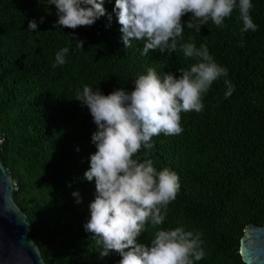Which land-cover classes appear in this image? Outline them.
Masks as SVG:
<instances>
[{
  "label": "trees",
  "instance_id": "trees-1",
  "mask_svg": "<svg viewBox=\"0 0 264 264\" xmlns=\"http://www.w3.org/2000/svg\"><path fill=\"white\" fill-rule=\"evenodd\" d=\"M252 2L257 31L242 35L238 9L224 27L209 21L199 33L187 28L191 14L183 17L178 45H206L228 76L212 84L203 111L181 114V134L155 136L154 147L138 154L141 161L152 159L157 171L168 168L179 176L178 196L160 227L202 234L206 255L196 264H243L239 238L247 223L264 225V0ZM104 8L106 14L92 26L63 29L56 24L55 5L0 0V158L14 178L16 203L32 218V237L46 264L122 259L116 252L101 258V246L84 227L96 196L95 181L84 174L97 151L92 142L97 126L75 99L77 89L131 92L149 67L178 78V69L196 62L179 47L171 55L159 50L142 55L143 40L125 48L115 0H104ZM33 19L38 29L30 32ZM64 47L66 63L54 68L55 54ZM225 79L234 85L227 99ZM155 231L147 225L137 242L150 246Z\"/></svg>",
  "mask_w": 264,
  "mask_h": 264
},
{
  "label": "clouds",
  "instance_id": "clouds-1",
  "mask_svg": "<svg viewBox=\"0 0 264 264\" xmlns=\"http://www.w3.org/2000/svg\"><path fill=\"white\" fill-rule=\"evenodd\" d=\"M40 2L55 5L56 24L63 29L92 26L106 14L104 0ZM252 8V0H115L125 48L143 40L142 55L156 50L171 55L179 47L185 58L196 62L178 69V78L149 67L146 74L134 80L131 92L118 89L104 95L88 85L82 91L77 89L75 99L87 106L97 126L92 135L97 151L90 156V168L84 174L87 181H95L96 196L84 227L101 246V258L116 252L122 257L119 264H196L205 257L201 233L186 231L183 226L168 230L160 227L166 220L168 205L178 196L179 176L168 168L157 171L152 159L141 161L138 154L154 147L155 136L181 134V114L203 111V99L212 84L228 76V70L215 61L206 45H178L185 30L183 17L190 13L187 28L199 33L209 21L224 27L225 20L238 9L242 35L257 31ZM37 29L36 20L29 21L28 31ZM77 42L83 48V41ZM68 52V47L60 49L52 66H63ZM224 84L227 99L234 85L227 79ZM148 154L145 152V157ZM73 195L80 203L79 192ZM149 224L156 229L150 246L137 242Z\"/></svg>",
  "mask_w": 264,
  "mask_h": 264
},
{
  "label": "water",
  "instance_id": "water-1",
  "mask_svg": "<svg viewBox=\"0 0 264 264\" xmlns=\"http://www.w3.org/2000/svg\"><path fill=\"white\" fill-rule=\"evenodd\" d=\"M15 192L12 173L0 158V264H46L32 237V218L16 203ZM239 244L243 264H264V225L247 223Z\"/></svg>",
  "mask_w": 264,
  "mask_h": 264
}]
</instances>
